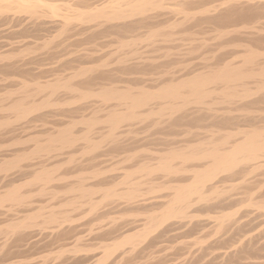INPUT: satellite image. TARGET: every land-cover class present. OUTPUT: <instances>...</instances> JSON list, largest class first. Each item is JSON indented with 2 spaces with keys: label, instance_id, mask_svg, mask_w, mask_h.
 Returning a JSON list of instances; mask_svg holds the SVG:
<instances>
[{
  "label": "bare ground",
  "instance_id": "bare-ground-1",
  "mask_svg": "<svg viewBox=\"0 0 264 264\" xmlns=\"http://www.w3.org/2000/svg\"><path fill=\"white\" fill-rule=\"evenodd\" d=\"M193 1L0 0V264L264 259V0Z\"/></svg>",
  "mask_w": 264,
  "mask_h": 264
},
{
  "label": "rangeland",
  "instance_id": "rangeland-1",
  "mask_svg": "<svg viewBox=\"0 0 264 264\" xmlns=\"http://www.w3.org/2000/svg\"><path fill=\"white\" fill-rule=\"evenodd\" d=\"M76 1H80V0H54V1H51L50 0V2H52V3H56V4H64V3H67V2H76ZM194 1H196V0H194ZM193 1V2H194ZM197 1H199V2H197ZM196 1V3H202V4H204V2H206L207 0H197ZM214 1V0H213ZM187 2V1H186ZM185 1L183 2L182 1V3L181 2H176V3H174L175 5L173 6L172 4H171V7H173L174 8V10H175V13L174 14H171L170 13V15H171V17H170V15H168V16H166L165 15V17H166V19H170V18H172L173 16V18L172 19H179V18H182V15L183 14H181L180 13V15H178L177 16V14H179V12L180 11H178V10H181V8H183L184 9V7H186V9L188 8V6H185V5H188L187 3H186ZM207 2H209V4H212L213 2H212V0H210V1H207ZM177 3H178V5H177ZM184 3H185V5H184ZM195 3V2H194ZM195 3V4H196ZM208 3H205L204 5H208V6H210ZM177 6V7H176ZM191 5H189V8H191L190 7ZM175 8H177V9H175ZM223 10H225L224 8H222ZM222 9H220L219 11L220 12H223V10ZM177 12V13H176ZM176 15V16H175ZM181 16V17H180ZM165 17H164V19H165ZM178 17V18H177ZM18 40V39H17ZM42 40L43 39H38L37 41H40V42H42ZM32 44L33 43H30L28 46H32ZM28 56H31V54L30 55H28ZM28 56H26V57H28ZM43 71H39L38 73L40 74H38V73H36V74H34L35 73V70H33V72L32 73H30V75L28 74V73H26L27 71H25V69H20V70H18V72L16 73V72H14V73H16V74H14V73H12V72H10L9 73V71H4V73H5V75H4V73H3V70L2 71H0V76H2V78H0L1 80V82H0V90H2V92H3V90L5 91H8V90H10V89H15L16 87H17V85H20V83L22 82V81H24V80H26V79H28L29 81H31V79L33 78V79H35L36 78V76L38 75L39 77H38V79H39V81L40 80H42L41 82H46V80H48V81H50V79L52 80V79H54V77H55V75L58 73V71H53V72H49V70L48 69H46L45 67H43ZM23 70V71H22ZM48 70V71H47ZM9 74L11 75V78H10V76H9ZM18 74V75H17ZM20 74H27V75H20ZM8 75V76H7ZM29 75V76H28ZM5 76L6 77H8L7 79L5 78ZM21 77H23V78H21ZM28 77V78H27ZM3 78H5V81H4V79ZM13 78V79H12ZM31 78V79H30ZM41 78V79H40ZM19 79V80H18ZM8 80V81H7ZM22 80V81H21ZM21 81V82H20ZM19 87V86H18ZM8 89V90H7ZM1 91H0V93H2ZM49 126H51V125H49ZM31 131L33 130V129H30ZM29 130V131H30ZM36 130V129H35ZM28 131V132H29ZM30 131V132H31ZM30 132L28 133V134H30ZM33 132V131H32ZM24 133V132H23ZM21 134H22V132H21ZM25 134V135H24ZM23 135L24 136H29L26 132L24 133ZM27 134V135H26ZM32 134V133H31ZM262 259H259V260H257V262L259 263V261H261ZM257 262H255V263H252V264H258ZM264 264V259L259 263V264Z\"/></svg>",
  "mask_w": 264,
  "mask_h": 264
}]
</instances>
